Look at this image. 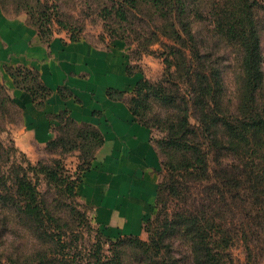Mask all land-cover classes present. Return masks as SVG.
Listing matches in <instances>:
<instances>
[{
	"label": "trees",
	"instance_id": "obj_1",
	"mask_svg": "<svg viewBox=\"0 0 264 264\" xmlns=\"http://www.w3.org/2000/svg\"><path fill=\"white\" fill-rule=\"evenodd\" d=\"M20 1L14 12H25L44 41L59 29L74 41L85 37L82 28L60 18L57 6L38 10ZM108 1L99 14L111 42L134 33L138 56L159 55L165 64L155 82L144 76L131 92L108 91L162 134L154 137L162 168L143 225L148 238H112L94 225L78 187L104 134L62 110L53 116L55 135L45 145L51 158L34 163L13 139L9 145L0 139V264H263L264 0ZM50 10L58 14L57 28ZM231 53L240 71L233 99L224 78ZM130 67V73L140 68ZM7 71L37 107L45 106L52 89L36 69ZM7 103L10 109H3ZM9 112L21 116L1 81L0 120ZM72 153L75 172L66 164ZM87 235L93 238L87 241ZM236 246L243 261L234 255Z\"/></svg>",
	"mask_w": 264,
	"mask_h": 264
},
{
	"label": "crops",
	"instance_id": "obj_2",
	"mask_svg": "<svg viewBox=\"0 0 264 264\" xmlns=\"http://www.w3.org/2000/svg\"><path fill=\"white\" fill-rule=\"evenodd\" d=\"M136 62L123 40L101 47L86 37L74 41L67 30L59 29L44 41L25 12L8 15L0 4V81L22 111V123L12 129L16 145L33 158L36 144L44 146L54 136L52 126L58 121L53 116L62 110L97 126L104 144L78 194L96 225L119 230L117 236L142 234L161 179L154 130L142 124L125 101L108 93L131 92L147 76L140 65L130 73ZM9 66L39 72L52 89L44 107H37L30 92L15 85Z\"/></svg>",
	"mask_w": 264,
	"mask_h": 264
},
{
	"label": "rangeland",
	"instance_id": "obj_3",
	"mask_svg": "<svg viewBox=\"0 0 264 264\" xmlns=\"http://www.w3.org/2000/svg\"><path fill=\"white\" fill-rule=\"evenodd\" d=\"M17 1L19 0H2L3 7L5 9V12L8 15H17L19 13H16V5H18ZM110 3L108 0H41V3L38 4L36 3V0H21L20 4L25 5H33L37 7V9H41L44 4L46 5H55L57 6L56 11L59 12L60 18L65 20L66 23H68L71 26H76L80 27L83 29V34L86 38L95 41L98 46L101 47H107V45L111 42V36L110 33L108 32L107 29V21L102 18V16L99 14L100 9ZM50 13L54 16L53 20V28H57L59 25L55 21L57 18L58 14L55 16L54 14L56 13L55 10H50ZM128 38L127 41L123 40L128 44L130 47V53L132 56V59L134 61H137L136 65H140L144 70H146L147 78H149L151 81H157L164 72L165 69V64L163 59L159 55L155 54H150V53H144L142 54V57L140 58L138 55H141L138 53V46H137V35L131 32H127ZM132 44V45H131ZM154 50L159 49V45L153 46ZM263 50H264V33H263ZM231 59L232 64L230 67H226L224 70V78H225V83L227 87V91L229 95L234 96L236 87H237V82H236V77L239 74V69L235 63L234 60V54L231 53ZM145 60V61H144ZM143 61V62H141ZM141 63V64H140ZM1 82V81H0ZM8 90V88H7ZM9 92V91H8ZM233 99V98H232ZM18 106V105H17ZM231 107H234V102H231ZM19 108V107H18ZM3 109H10L9 103L4 106ZM21 112V116L15 114L11 115L5 114V117L0 120V125L3 130H0V139L5 142L6 144H10V140L13 139L14 143L15 140L13 138V132L12 129L14 127H18L22 123V111L19 108ZM155 132V137L159 138L162 134L159 131H154ZM53 135H55V132L53 131ZM16 145V143H15ZM16 147L20 152H23L26 157L31 160L32 162L36 163L40 158L46 157V158H51L55 156L54 154L48 153L45 150V145H39L36 144L35 146V154L33 158H31L27 153L22 151L17 145ZM66 164L68 168L72 171L75 172L77 170V165H78V157L76 153H72L69 155H66ZM152 213V212H151ZM151 213L145 217L144 221L151 215ZM93 220V219H92ZM94 225L96 223L93 221ZM98 226V225H97ZM100 229L103 230L104 234L108 237H118V232L119 230L112 229L109 227L102 228L100 226ZM120 234V233H119ZM140 237L147 239L148 238V233L144 230ZM93 237L90 235L86 236V240L89 241ZM234 255L238 261H243L245 258V253L242 249L241 246H236L233 249ZM264 264V262H263Z\"/></svg>",
	"mask_w": 264,
	"mask_h": 264
}]
</instances>
